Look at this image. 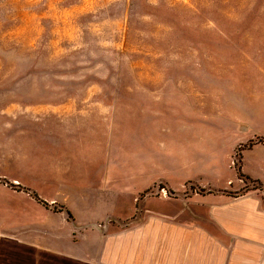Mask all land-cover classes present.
<instances>
[{
    "label": "rangeland",
    "instance_id": "1",
    "mask_svg": "<svg viewBox=\"0 0 264 264\" xmlns=\"http://www.w3.org/2000/svg\"><path fill=\"white\" fill-rule=\"evenodd\" d=\"M8 101L85 112L78 143L55 125L53 142L38 136L36 177L49 167L41 158L66 153L76 187L96 188L109 164L127 185L135 174L160 179L143 199L223 195L215 188L242 181L228 194L246 192L256 185L239 181L237 154L242 170L264 162L243 153L264 144V0H0V104ZM9 165L7 177H18ZM30 180L39 196L53 193Z\"/></svg>",
    "mask_w": 264,
    "mask_h": 264
},
{
    "label": "crops",
    "instance_id": "2",
    "mask_svg": "<svg viewBox=\"0 0 264 264\" xmlns=\"http://www.w3.org/2000/svg\"><path fill=\"white\" fill-rule=\"evenodd\" d=\"M54 113L61 116V126L54 123ZM77 116L84 118L85 112L69 103L0 104V195L13 196L0 199V264H264V162L258 170H242L247 159L242 156L243 178L256 185L246 192L228 194V189L242 186L238 178L242 182L235 188H215L223 195L195 193L183 200L143 199L150 184L160 179L148 182L135 174V185L131 179L127 185L111 176L117 171L109 164L101 167L96 188L76 187L75 162L70 159L69 166L66 153L57 163L46 154L41 162L49 167L36 177V142H53L55 125L62 138L71 133L78 143L75 134L84 126ZM13 142L16 151L8 152ZM251 152L264 161V144L243 153ZM79 155L84 164V152L77 151V161ZM12 161L18 177H7ZM23 176L30 177L28 182ZM31 178L53 193L39 196L41 188ZM127 200L130 211L115 214L118 202ZM57 203L67 208L64 213L53 212Z\"/></svg>",
    "mask_w": 264,
    "mask_h": 264
},
{
    "label": "trees",
    "instance_id": "3",
    "mask_svg": "<svg viewBox=\"0 0 264 264\" xmlns=\"http://www.w3.org/2000/svg\"><path fill=\"white\" fill-rule=\"evenodd\" d=\"M237 156H238V157H237L236 168H237L238 164L241 163V155H240V154H237ZM238 168H239V170H238L239 179H242V178H243V175H242V173H241V171H240V167H238ZM34 198H35L39 203H41L42 205L47 206V204H45L44 202H42L38 197L34 196Z\"/></svg>",
    "mask_w": 264,
    "mask_h": 264
}]
</instances>
